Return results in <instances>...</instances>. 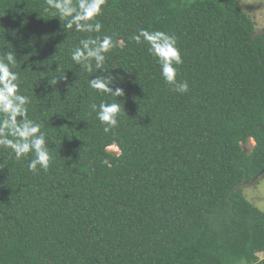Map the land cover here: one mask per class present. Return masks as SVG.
<instances>
[{
	"label": "trees",
	"instance_id": "trees-1",
	"mask_svg": "<svg viewBox=\"0 0 264 264\" xmlns=\"http://www.w3.org/2000/svg\"><path fill=\"white\" fill-rule=\"evenodd\" d=\"M96 19L112 47L88 77L70 58L86 34L45 0H0V53H16L52 156L33 174L31 155L0 148V264H264V211L244 189L264 176V31L240 0H105ZM141 29L177 37L188 93ZM101 73L122 96L88 87ZM101 101L121 108L109 133Z\"/></svg>",
	"mask_w": 264,
	"mask_h": 264
},
{
	"label": "clouds",
	"instance_id": "clouds-1",
	"mask_svg": "<svg viewBox=\"0 0 264 264\" xmlns=\"http://www.w3.org/2000/svg\"><path fill=\"white\" fill-rule=\"evenodd\" d=\"M105 0H45V11L52 17H59L66 30L75 29L86 34L78 45L70 48L71 61L88 74L100 71L105 66L106 54L112 44L109 37L102 39L93 37L99 33L102 24L96 19L102 14ZM133 39L137 44L145 43L148 52L156 59L160 67V75L171 90L181 95L189 92L187 80H177L178 66L183 63L180 50L177 47V37L163 31L141 29ZM17 57L14 51L0 53V148L10 150L17 161L28 158V171L35 174L40 170L47 171L52 156L48 147L47 133L42 125L29 118L28 105L30 97L20 91L19 73L15 70ZM89 88L99 95L120 97L123 90L115 89L112 77L101 73L96 78L86 81ZM51 84L57 80L52 79ZM96 119L103 126V131L109 133L119 124L121 108L118 103L101 101L90 105ZM103 163L107 164L105 160Z\"/></svg>",
	"mask_w": 264,
	"mask_h": 264
},
{
	"label": "rangeland",
	"instance_id": "rangeland-1",
	"mask_svg": "<svg viewBox=\"0 0 264 264\" xmlns=\"http://www.w3.org/2000/svg\"><path fill=\"white\" fill-rule=\"evenodd\" d=\"M240 3L246 13L255 22L257 32L264 31V0H240ZM254 145L255 141L253 139L247 144L249 148H253ZM110 150L117 153L120 152L116 146H112ZM244 187L248 199L264 211V176L260 177L258 181L246 183ZM259 257L263 259L264 253H260Z\"/></svg>",
	"mask_w": 264,
	"mask_h": 264
}]
</instances>
